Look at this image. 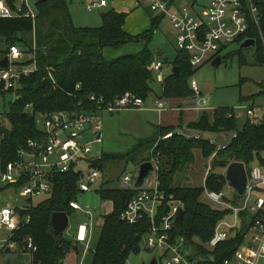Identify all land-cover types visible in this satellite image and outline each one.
Masks as SVG:
<instances>
[{
	"label": "trees",
	"instance_id": "16d2710c",
	"mask_svg": "<svg viewBox=\"0 0 264 264\" xmlns=\"http://www.w3.org/2000/svg\"><path fill=\"white\" fill-rule=\"evenodd\" d=\"M252 2L257 8L259 22L255 25L250 21L249 30L241 38L255 41L254 48H250L253 50V65L264 67V0ZM69 4L68 0H38L34 5L37 15L34 27L29 18L0 19V61L7 55L8 47L16 45L25 55L22 64L30 65L32 60L28 56L34 53L38 67L37 72L20 79L15 89L0 91V94L16 96L15 101L9 104L8 111L0 117V135L3 137L0 141V173L9 163L17 160L20 146L28 140L42 137L43 132L35 122L36 115L65 111L97 117L99 112L95 104L88 100L91 95L102 97L108 102L130 93L146 102L153 92L151 83L155 77L148 67L154 56L148 45L161 17L152 18L147 31L130 36L123 30L126 14L110 9L100 14L99 27L77 28L72 23ZM131 42L143 43L144 48L136 54L114 60L104 58V49L118 50ZM176 50L178 56L172 65L178 69V75L170 72L164 76L161 94L157 98L183 102L193 98L189 80L201 66L192 68L188 52ZM236 55L240 65H247L242 50L237 51ZM224 58L221 56L222 60ZM76 86L79 88L76 89ZM257 86L261 89L258 94L239 96V101L254 102L264 95L263 86ZM233 113L232 108L219 107L212 113L204 111L196 121L188 123L189 128L202 133L236 135L226 149L217 152L211 163V172L205 179V187L215 192L223 190V185L217 179L218 174L213 172L217 168L239 162L264 169V124H252L247 120L239 129ZM174 129V126H158L151 138L138 141L128 154H101L91 161V167L105 175L109 165L132 160L141 150L149 152L156 144L154 151L161 159L159 179L161 189L166 194L163 205H168L171 196L184 211L180 226L174 227V236L185 239L190 256L198 264H219L231 258L238 249L252 223V217L249 213H241L239 227L231 232L227 241L212 250L204 247L211 239L216 223L224 218L225 213L202 201V186H182L176 184L175 179L193 164L195 151H199L200 156L208 160L215 146L203 139H185L175 134L169 139H161ZM148 158V155L145 156L137 164L146 162ZM116 179L119 184L120 177ZM51 180L52 191L41 196L44 197L41 202L32 205V199H27V207L15 208L20 217H30L29 223L20 227L18 233L21 237H31L37 248L31 253V264H62L71 248V241L54 236L51 214L65 213L69 218L75 213L69 204L76 201L80 193L77 188L78 174L70 170L54 174ZM109 182L102 183L95 190L101 201L112 204V210L103 216L91 264H125L132 249L140 246L148 231L146 220L136 225L120 220L119 216L133 192L118 186H108ZM18 187L19 184L14 189L17 191ZM166 210L164 208L163 212Z\"/></svg>",
	"mask_w": 264,
	"mask_h": 264
},
{
	"label": "built area",
	"instance_id": "2783aa9c",
	"mask_svg": "<svg viewBox=\"0 0 264 264\" xmlns=\"http://www.w3.org/2000/svg\"><path fill=\"white\" fill-rule=\"evenodd\" d=\"M30 1L0 0V19L29 18L34 27L37 15ZM147 1L150 11L168 17L176 32V49L188 52L189 64L192 68H198L211 58L221 56L229 45L235 44L239 47L246 40L241 37L249 30L250 21L255 25L259 22L258 11L252 0H211L202 18H193L190 11L185 8H177L169 12L167 9L169 2ZM106 4L105 0H87L86 9L91 11L105 7ZM5 57L8 59V66L6 69L0 68V91L15 89L20 79L27 78L38 70L34 53L28 56L32 63L23 65L25 55L16 45L8 47ZM162 68L163 63L158 60H153L148 67V70L155 75V81L160 85L164 81ZM49 77L52 79L50 75ZM189 86L193 92V98L183 102L186 106L189 105L196 114L215 109L208 106L192 78L189 80ZM78 88L79 86H76V89ZM88 100L95 104V109L99 113L114 114L127 110H147L144 107L145 102L130 93H125L108 102L94 95L89 96ZM166 110L164 100H154L152 111L160 116ZM245 111L248 121L256 124L254 108L245 107ZM233 112V117L238 120V114L234 109ZM97 119L89 114L65 111L36 115L35 122L43 132L42 137L28 140L25 145L19 147L17 160L9 163L0 173V184L12 186L19 184L18 196L26 200L33 199L52 191L51 178L54 174L74 170L78 174V191L89 192L91 186L95 185L102 176L100 170L91 167V161L97 158L91 156L93 148L102 144L101 123ZM260 124H264L263 116L258 118L257 125ZM173 134L185 139H203L209 145L215 146V151L207 160L202 183V198L213 208L223 211L225 215L216 223L213 235L204 247L212 250L227 241L231 232L239 227V215L249 213L252 223L243 236L240 246L231 258L219 264H264V169L258 165L244 164L246 183L242 199L237 201L235 198L237 192L228 182L226 184H228L230 195L224 190L215 192L205 187V179L211 172L212 160L217 152L226 149L236 135L234 133L210 135L191 129L188 123H184L176 126L174 131L162 136L161 139H169ZM2 138L0 135V141ZM155 147L156 144L149 151L148 160L143 162L149 163L151 170L147 172L139 185L136 184L138 167L136 176L124 175L120 178L118 187L133 192L119 216L120 220L129 225L147 221L148 231L144 236L145 249L158 253L163 264H198V261L190 256L185 239L174 236V227H178L175 221L181 205L173 201L171 196L168 205H163L166 194L161 189L159 179L161 159L159 154L155 153ZM228 166L229 164L224 169ZM69 205L75 211L81 210L76 201L70 202ZM164 208H167L165 212H163ZM85 214L90 215V212L86 211ZM29 221V216L20 217L10 204L1 207L0 230L7 232V237L0 243L1 247L34 253L37 248L32 238L21 237L18 233L20 227L27 225ZM78 230L76 240L83 242L86 229L81 226ZM154 260L157 264V260Z\"/></svg>",
	"mask_w": 264,
	"mask_h": 264
},
{
	"label": "rangeland",
	"instance_id": "374dc122",
	"mask_svg": "<svg viewBox=\"0 0 264 264\" xmlns=\"http://www.w3.org/2000/svg\"><path fill=\"white\" fill-rule=\"evenodd\" d=\"M37 1L38 0L30 1L33 8H35L34 5ZM86 1L87 0H68L70 3L69 10L72 23L77 28H97L101 25L100 14L112 9L110 3L113 0H105L108 4L106 7L93 9L90 12L86 9ZM210 2L211 0H193L192 2H190V0H170L167 9L169 12H173L177 8H185L190 11L193 18H202ZM140 3L142 6L141 9L143 10L142 12L147 21L151 18L161 17V22L153 34L148 49L153 54L154 60L163 63L162 74L163 76H167L172 72V64L178 56L175 45L176 32L166 15L149 11L147 9V0H140ZM25 36H29V34ZM32 37L34 38V32L32 33ZM139 45H142L144 48L143 43H128L120 50L124 51L122 56L130 54L126 52V49H139ZM204 48L202 50H204ZM238 49L239 47L235 44L229 45L222 52L221 56L225 58L219 65L212 66L211 62L203 64L192 76V79L196 82L208 106L212 108L228 107L236 111L239 117L237 126L240 129L248 120L245 107L254 106V123L258 124V118L260 116L264 117V96H260L254 102L239 101V96L248 97L259 93L261 89L257 84H261L264 88V67L253 65L252 49H242V55L246 58L247 65H240L238 56L236 55ZM242 79L245 80V82L241 83ZM161 86L162 85L156 83L155 80L151 83L153 92L145 102V108L150 109L154 107L153 102L154 99H158L156 97L160 96ZM15 99L16 96L13 94H0V117L4 112L8 111L9 104L13 103ZM165 102L168 111L162 114L161 119L157 113L150 110H127L114 114L100 112L97 116V120L101 123L102 144L96 145L93 148L91 156L98 157L101 154L126 155L138 141L151 138L156 126H159V123L163 125L172 122L176 123V119L171 115L172 113L169 108L173 107L175 104L181 106H186V104L183 103L184 101L179 102L177 100H166ZM85 136L86 138L88 137L87 134ZM148 154L149 152L143 149L132 160L109 165L105 175H102L98 182L91 186L89 192L79 193L76 202L81 210L75 211V213L68 218V227L63 237L72 241L77 235L78 227L80 225H85L90 232L88 245H91V248H95L100 233L96 220H102L103 216L110 211V205L101 201L95 190H97L102 183L105 184L107 181H110L108 186L117 187L119 184L116 178L118 177L122 178L124 175L136 176L137 163ZM206 166L207 160L200 156L199 151H195L193 164L177 175L175 179L176 184L192 187L202 186ZM225 171L226 169L224 168L213 170V172L218 175L224 174ZM223 190L230 195L228 184L223 186ZM43 199L44 197L33 198L31 204L36 205ZM0 201L2 207L8 201L13 205L24 204V199L20 198L13 190L8 195L2 194L0 196ZM202 201L209 204L204 198H202ZM86 211H89L90 215H86ZM144 240L143 237L139 246V254H131L125 264H150L153 258L157 260V264H163L158 253L145 249ZM84 245L85 243L82 244V247H84ZM91 256L92 253L90 252L89 257Z\"/></svg>",
	"mask_w": 264,
	"mask_h": 264
},
{
	"label": "crops",
	"instance_id": "0c3cea01",
	"mask_svg": "<svg viewBox=\"0 0 264 264\" xmlns=\"http://www.w3.org/2000/svg\"><path fill=\"white\" fill-rule=\"evenodd\" d=\"M192 1L193 0H190V2H192ZM107 5L108 4H106V6ZM110 5L114 11H116L118 13H124L127 15L123 30L128 35L137 36V35L143 33L144 31H147L148 29H150L152 18L149 19L148 21L146 20L144 13L142 12L143 10L141 9L142 6L140 3V0H113L110 3ZM101 8H103V7H101ZM96 9H99V8H96ZM147 9L149 10L148 7H147ZM139 46H140L139 49H136V48H135V50H134V48L126 49V52H128L130 54H136L143 49L142 45H139ZM122 48H124V47H122ZM122 48L118 49V50L106 48L103 50L102 54L106 60H108V61L114 60V59L119 58L123 55L122 53H124V51H120V50H122ZM111 50H113V51H111ZM116 51H118V52H116ZM244 82H245V80H244ZM253 95H255V94H253ZM262 96H264V95H262ZM250 107L253 108L254 106H250ZM153 108H150V109L146 108V109L152 111ZM169 110L172 113L171 115H173V117H175L176 123L172 122V123H168L166 125L159 123V126H162V127L163 126H174V127H176V126L184 124V123L194 122L201 115V113L196 114L193 110H191L189 105L181 106L179 104H175L173 107L169 108ZM166 111H168V109ZM205 112L212 113L213 110L208 109ZM162 114L160 116L157 114L160 117V119L162 118ZM156 127H158V126H156ZM12 190L16 193L18 191V189L16 191L14 189V186H12V185L0 184V196L2 194L8 195V194H10V192ZM22 199H24V198H22ZM105 203H108L110 205V211H108V213H110L112 210V204L110 202H105ZM8 204L13 206V208H20L21 209V208L27 207L28 202L26 199H24V204L13 205L8 201V202H6V204L4 206H6ZM1 207H2V203L0 201V208ZM108 213H106V214H108ZM102 222H103V218H102V220L101 219L96 220L97 227L99 230H100V227L102 226ZM81 226H84L86 229L85 240L83 242H81V241L76 240V237L74 239H72L71 248H70L69 252L66 254L65 259L63 260L62 264H91L92 263V256L89 257V253L90 252L92 253L94 248H91L90 247L91 245L90 246L88 245V241L90 239L89 238L90 232L85 225H80L79 227H81ZM79 227H78V229H79ZM78 231H77V234H78ZM6 237H7V232L0 230V243ZM83 243H85L84 247H82ZM95 246H96V244H95ZM31 261H32L31 253H29L27 251H23V250H18V249H10V250L4 249L1 247V244H0V264H31Z\"/></svg>",
	"mask_w": 264,
	"mask_h": 264
},
{
	"label": "water",
	"instance_id": "95a60500",
	"mask_svg": "<svg viewBox=\"0 0 264 264\" xmlns=\"http://www.w3.org/2000/svg\"><path fill=\"white\" fill-rule=\"evenodd\" d=\"M47 0H40V2H44ZM162 2H169L170 0H161ZM255 41L252 39H246L240 46L238 51L242 49H250L254 48ZM222 62L221 56L215 57L211 61L212 66H217ZM8 66V59L7 57H4L0 61V68L6 69ZM172 73L175 74V76L178 75V69L173 68ZM151 170V166L149 163H142L138 166V177L136 184L139 185L141 183V180L145 177L148 171ZM130 177V175H129ZM217 179L221 183V185H225L226 182H228L237 192V195L235 196L237 201H241L242 194L244 192L245 183H246V175L244 170V164L239 162H232L227 167L224 174L217 175ZM184 211L182 208L178 210L177 218L175 221L176 226H180L182 217H183ZM51 223H52V230L53 234L57 238H62L64 232L66 231L68 227V216L65 213H52L51 214ZM140 252V247L136 246L132 249V254L137 255ZM150 264H155V260L152 259Z\"/></svg>",
	"mask_w": 264,
	"mask_h": 264
},
{
	"label": "flooded vegetation",
	"instance_id": "af4514ba",
	"mask_svg": "<svg viewBox=\"0 0 264 264\" xmlns=\"http://www.w3.org/2000/svg\"><path fill=\"white\" fill-rule=\"evenodd\" d=\"M244 39H246V38H244ZM242 44V43H241Z\"/></svg>",
	"mask_w": 264,
	"mask_h": 264
}]
</instances>
